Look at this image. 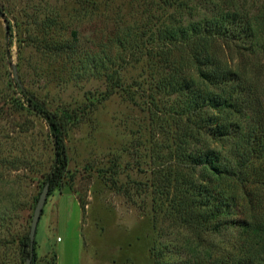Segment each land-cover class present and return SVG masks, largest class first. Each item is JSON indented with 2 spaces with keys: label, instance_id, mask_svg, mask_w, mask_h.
Returning <instances> with one entry per match:
<instances>
[{
  "label": "rangeland",
  "instance_id": "1",
  "mask_svg": "<svg viewBox=\"0 0 264 264\" xmlns=\"http://www.w3.org/2000/svg\"><path fill=\"white\" fill-rule=\"evenodd\" d=\"M164 8L0 0V264H155L152 248L167 223L155 212V188L182 133L180 100L160 89L161 60L148 50L157 31L149 15L163 18ZM24 90L64 120L68 155L30 256L54 146Z\"/></svg>",
  "mask_w": 264,
  "mask_h": 264
},
{
  "label": "trees",
  "instance_id": "2",
  "mask_svg": "<svg viewBox=\"0 0 264 264\" xmlns=\"http://www.w3.org/2000/svg\"><path fill=\"white\" fill-rule=\"evenodd\" d=\"M135 1L166 8L163 18L149 15L157 31L148 50L161 60L160 89L181 103L176 159L161 165L155 188L167 223L154 262L264 264V0ZM23 92L52 138L51 193L67 173L66 124Z\"/></svg>",
  "mask_w": 264,
  "mask_h": 264
},
{
  "label": "water",
  "instance_id": "3",
  "mask_svg": "<svg viewBox=\"0 0 264 264\" xmlns=\"http://www.w3.org/2000/svg\"><path fill=\"white\" fill-rule=\"evenodd\" d=\"M49 194H50L49 186L45 185V187H44V189L40 195V198L37 202V206H36V209L34 212L32 225H31V229H30V233H29V239H30L31 247H33L34 242L36 240L38 224H39V221L41 219L45 204L48 200ZM27 264H31V259L27 260Z\"/></svg>",
  "mask_w": 264,
  "mask_h": 264
}]
</instances>
